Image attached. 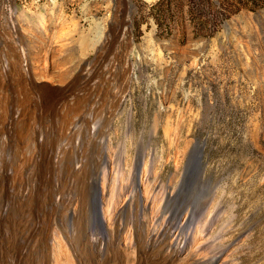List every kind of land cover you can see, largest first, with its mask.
<instances>
[{
	"label": "rangeland",
	"instance_id": "374dc122",
	"mask_svg": "<svg viewBox=\"0 0 264 264\" xmlns=\"http://www.w3.org/2000/svg\"><path fill=\"white\" fill-rule=\"evenodd\" d=\"M158 2L0 0V64L12 63L17 52L29 55L36 43L32 55L68 62L58 66L62 82L54 71V86H74L80 70L91 67L97 70L92 83L109 66L116 75L127 72L130 84L110 116L106 155L118 163L124 147L129 166L140 148L141 163H152L163 182L174 175L177 184L185 166H196L187 146L201 144L203 179L214 187L209 248L226 247L239 264H264V7L240 10L215 31L198 32L185 3L169 15ZM99 23L107 48L82 49ZM10 26L20 33L16 41ZM59 31L73 41L67 44ZM205 180L193 176L194 196L206 193Z\"/></svg>",
	"mask_w": 264,
	"mask_h": 264
},
{
	"label": "bare ground",
	"instance_id": "6f19581e",
	"mask_svg": "<svg viewBox=\"0 0 264 264\" xmlns=\"http://www.w3.org/2000/svg\"><path fill=\"white\" fill-rule=\"evenodd\" d=\"M105 29L96 24L82 49H106ZM8 30L19 39L15 27ZM63 32L57 36L71 43ZM35 45L0 64V264H239L226 247L208 245L216 215L208 212L214 187L203 179L202 145L187 146L196 166H185L177 184L141 163L140 148L128 166L121 147L115 163L105 138L130 84L127 72L109 66L92 83L91 67L74 86L62 85L58 66L68 62L32 55ZM194 175L206 193L194 196Z\"/></svg>",
	"mask_w": 264,
	"mask_h": 264
},
{
	"label": "trees",
	"instance_id": "16d2710c",
	"mask_svg": "<svg viewBox=\"0 0 264 264\" xmlns=\"http://www.w3.org/2000/svg\"><path fill=\"white\" fill-rule=\"evenodd\" d=\"M183 3L187 5L188 17L197 26L198 32L205 29L215 31L221 20L240 10L256 11L264 7V0H159L158 5L167 7L170 15L172 6L178 8L183 6ZM211 8L215 10L206 12Z\"/></svg>",
	"mask_w": 264,
	"mask_h": 264
}]
</instances>
